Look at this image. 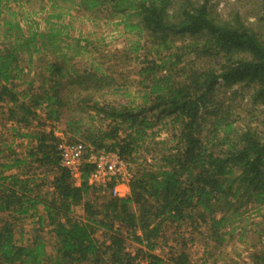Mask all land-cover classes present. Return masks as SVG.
<instances>
[{
  "label": "trees",
  "instance_id": "16d2710c",
  "mask_svg": "<svg viewBox=\"0 0 264 264\" xmlns=\"http://www.w3.org/2000/svg\"><path fill=\"white\" fill-rule=\"evenodd\" d=\"M262 1L255 29L238 13L217 19L208 1L42 0L47 5L41 10L49 12L41 30L35 20L25 29L14 8L32 0H0V114L16 125V136L31 140L25 158H10L0 147L6 158L0 162V264H138L141 256L154 264H194L185 242L177 241L167 256L153 253L165 249L170 228L174 235L183 226H206L209 238L222 245L251 206L264 205V133L251 124L237 129L229 108L216 99L223 88L237 87L235 94L250 90L251 102L264 106ZM74 11L97 21L117 19L138 35L140 41L124 51L138 60L146 34L155 58H146L141 69L140 103L106 100L114 77L102 67L78 65L89 49L64 22ZM43 51L60 54L61 61L47 65L38 89L31 83L19 92L20 61ZM47 124L89 151L110 148L136 163L130 195H115L114 183L91 185L90 164L77 185L60 165V137ZM22 127L36 131L21 133ZM169 128L173 145L149 160L142 154L148 140ZM34 164L55 171L48 196L36 193L29 171L21 172ZM23 217H38L42 230L52 227L53 253L40 230L28 240L18 233L16 221ZM256 226L257 241L242 264H264V221ZM132 243L139 246L134 253Z\"/></svg>",
  "mask_w": 264,
  "mask_h": 264
},
{
  "label": "rangeland",
  "instance_id": "374dc122",
  "mask_svg": "<svg viewBox=\"0 0 264 264\" xmlns=\"http://www.w3.org/2000/svg\"><path fill=\"white\" fill-rule=\"evenodd\" d=\"M203 4L209 2V8L213 15L219 20H231L233 16L238 13L246 20L247 24L253 28L260 25V17L263 15L262 0H192ZM42 0H32L30 3H23L21 6L14 5L18 11V19L28 29L30 24L34 25V20L40 23V29L45 30L47 25L45 18L49 12L41 10V6H46ZM66 24L71 25L69 31L71 37L81 40V45L88 44L89 52L79 56V66L92 68L93 66L102 67V70L108 75L114 77L113 86L105 93V99L111 102L120 104H129L133 100L137 103L141 102L139 90H141L140 81L141 69L144 67L145 59H154L155 55L152 53L151 44L146 34L141 38L142 50L139 53L140 59H136V54L127 55L124 51L133 46L140 38L136 34L127 32L123 25H118V20L113 19L106 21L100 18L98 21L88 19L83 13L72 12L71 15L65 17ZM87 40L90 42L87 43ZM75 44L74 40L72 41ZM73 51L69 53L72 55ZM60 54L49 52H41L35 54L32 58L24 55L20 61L22 72L14 80L17 90L22 92L29 88L31 83H34L33 88L38 89L41 85L44 76H48L47 65L54 61H61ZM146 59V60H147ZM200 64V61H198ZM223 88L217 95V100L222 102V107L226 110L229 108L231 120L236 121L237 129H242L246 124L259 129L264 133V106L255 105L251 102L250 90L244 89L241 94H235V90ZM217 101V102H218ZM42 120L45 121L44 113ZM49 123V122H48ZM15 124L8 122L6 116L0 114V147L4 148L5 155L10 158H25L27 151L31 146L29 138H22L16 136L12 131ZM16 126V125H15ZM159 126L155 131L161 129ZM44 128V127H43ZM55 130V133H61L62 137L69 140L70 136L64 135L60 126L47 124V130ZM21 133H29L36 131L34 128H21ZM209 130H206V132ZM173 130L172 128L162 129L161 132L152 140H148L147 146L142 152L149 160L151 157L160 156L167 152L168 148L173 145ZM82 141V140H81ZM166 142V143H163ZM34 144V143H33ZM8 145L11 146L10 152ZM6 161V158L0 157V162ZM133 165L132 170L135 173L137 164L130 161ZM30 172L32 176L37 179L36 193L48 196L52 191V181L55 176L53 167H38L36 164L25 167L21 170L22 173ZM18 170H13L11 173H17ZM20 172V171H19ZM23 174V175H24ZM49 198H52L50 196ZM81 209L77 208L76 213H81ZM40 213H43V207L40 206ZM264 221V205L261 207L251 206L249 213L244 215L243 219L238 223V228L232 237L227 236V241L219 245L214 240L209 238V230L206 226H202L199 230H194L190 226H183L176 230L170 228L166 234L169 242L164 244L165 249H162V254L168 255L171 247L177 245V241L186 243V251L190 255V260L194 264H229L232 262H239L242 264L249 261V253L252 246L257 241L256 224ZM17 229L19 234H23L26 240L31 239L35 233L41 232L42 235L48 239V251L53 253L55 238L52 233V227L46 225L44 230L39 228L38 217H23L17 220ZM37 230H40L37 232ZM232 228L228 229V231ZM245 232V233H244ZM244 234V238L240 240V236ZM138 245L132 243L129 245L131 252H136Z\"/></svg>",
  "mask_w": 264,
  "mask_h": 264
},
{
  "label": "built area",
  "instance_id": "2783aa9c",
  "mask_svg": "<svg viewBox=\"0 0 264 264\" xmlns=\"http://www.w3.org/2000/svg\"><path fill=\"white\" fill-rule=\"evenodd\" d=\"M56 135L60 137L57 146L60 165L70 172L77 185L82 182L83 169L86 164L93 166L89 178L91 185L106 187L114 183L113 193L117 196H120L119 186L130 185L134 177L133 165L118 151L106 147L89 151L88 146L83 142H71L62 137L61 133H56ZM153 253L161 254L162 247H157ZM137 263L154 264L145 256L139 257Z\"/></svg>",
  "mask_w": 264,
  "mask_h": 264
},
{
  "label": "crops",
  "instance_id": "0c3cea01",
  "mask_svg": "<svg viewBox=\"0 0 264 264\" xmlns=\"http://www.w3.org/2000/svg\"><path fill=\"white\" fill-rule=\"evenodd\" d=\"M118 190L120 191V197H127L131 193L130 186H127V185H121V186H119L118 187Z\"/></svg>",
  "mask_w": 264,
  "mask_h": 264
}]
</instances>
